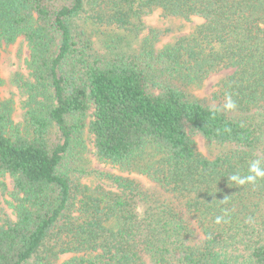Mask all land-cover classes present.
<instances>
[{"label": "trees", "instance_id": "obj_1", "mask_svg": "<svg viewBox=\"0 0 264 264\" xmlns=\"http://www.w3.org/2000/svg\"><path fill=\"white\" fill-rule=\"evenodd\" d=\"M156 9L204 21L161 49L152 30L118 50ZM20 36V123L0 97V264H264V179L229 180L264 168V0H0V56ZM226 68L209 98L191 96ZM86 132L100 161L152 187L109 172V186L83 183Z\"/></svg>", "mask_w": 264, "mask_h": 264}, {"label": "rangeland", "instance_id": "obj_2", "mask_svg": "<svg viewBox=\"0 0 264 264\" xmlns=\"http://www.w3.org/2000/svg\"><path fill=\"white\" fill-rule=\"evenodd\" d=\"M204 20L200 17H192L191 19H184L180 17H170L163 15L162 11L156 9L143 16V27L138 31L131 32L119 31L124 40L119 43L117 49L125 52H135L144 39L151 37V31H159V38L156 41V46L161 49L167 45L175 43L180 37L190 34L198 25ZM105 28L101 29L104 30ZM97 32L94 36L95 45L97 48H105L106 40L108 36L99 35ZM30 58V48L23 36L11 44H4L0 56V76L3 82L0 84V97L4 100L10 101L14 106V120L16 123H20L23 118L24 112V97L20 93L18 87L14 83V79L18 77V74L28 73V60ZM233 68H226L210 74L207 79L197 86H192L190 94L192 97L206 99L209 98L214 91H216L222 82L232 72ZM86 143L88 146L87 153L84 156L83 165L87 169V174L82 182L88 185L104 184L109 186L108 181H104L98 173H115L127 175L138 180H141L145 184V188L152 187V183L146 178L145 175L137 172H130L121 168L120 166L100 161L94 150L92 134L86 132ZM199 148L204 153L209 152V147L202 141H199ZM11 188V179L0 176V215L3 211L12 213V209L9 205V191ZM68 256L61 258L62 262Z\"/></svg>", "mask_w": 264, "mask_h": 264}, {"label": "clouds", "instance_id": "obj_3", "mask_svg": "<svg viewBox=\"0 0 264 264\" xmlns=\"http://www.w3.org/2000/svg\"><path fill=\"white\" fill-rule=\"evenodd\" d=\"M227 108L231 109L235 107L234 102L229 98V102L226 105ZM249 175L240 176L238 173L229 177V180L235 182L238 185H244L246 183L255 184L258 180L264 179V168L261 167L259 160L252 161L249 165Z\"/></svg>", "mask_w": 264, "mask_h": 264}]
</instances>
